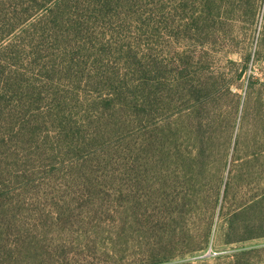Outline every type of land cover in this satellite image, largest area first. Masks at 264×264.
Instances as JSON below:
<instances>
[{
    "label": "rangeland",
    "instance_id": "obj_1",
    "mask_svg": "<svg viewBox=\"0 0 264 264\" xmlns=\"http://www.w3.org/2000/svg\"><path fill=\"white\" fill-rule=\"evenodd\" d=\"M118 1L117 7L114 0H101L117 15L91 24L92 46L82 57L83 68L75 57L70 60L71 49L64 55L50 40L49 56L35 48L33 58L29 41L20 42L19 65H2L9 80L22 72L35 95L31 87H22V95L8 90L0 113V218L35 217L52 224L51 217H62L42 234L34 232L41 239H32L35 247L47 249L64 239L71 247L76 236L72 220L81 225L78 239L85 248L99 247L93 252L101 253L105 243L114 241L123 249L125 264H191L263 246L264 235L225 243L223 232L225 213L263 184L264 0H217L212 11L219 19L202 32L186 23L203 0ZM91 2L95 6L97 0ZM197 40L210 42L198 50L207 52L209 70L226 78L196 115L186 114L179 98L174 111L167 95L148 118H137L115 99L111 88L121 83V74L130 75V54L140 56L151 48L169 60ZM59 97L67 103L60 109L52 102ZM227 181L228 197L220 204L216 196L221 197ZM177 193L187 204L173 213L172 226L165 224L169 216L160 221L164 215L156 206ZM17 229L8 226L2 232L11 238ZM152 233L163 240L151 255L143 236ZM205 243L204 250L187 253Z\"/></svg>",
    "mask_w": 264,
    "mask_h": 264
},
{
    "label": "trees",
    "instance_id": "obj_2",
    "mask_svg": "<svg viewBox=\"0 0 264 264\" xmlns=\"http://www.w3.org/2000/svg\"><path fill=\"white\" fill-rule=\"evenodd\" d=\"M91 1L0 0V113L3 112L9 100L6 98L8 90L22 95L20 92L22 87H31L30 91L34 92L35 95V87L29 79L22 78V72L19 73V76L16 74L9 75L10 80L2 75V65H7V63L13 66L19 65L16 59L22 57L21 50L23 49H21L20 42L27 45L26 43L29 41L31 45L30 55L35 58L37 57L35 56V48L42 53L46 51L45 56L51 54L49 51L50 46L47 47L50 40V44L55 45L57 52L63 50L65 55L67 49L68 54L71 49L70 60L75 57L77 65L83 68L81 64L82 57L92 46L89 40L91 33H93L90 30L91 24L98 17L105 18L112 13L117 15V11H111L115 9L113 6L107 7L101 0H97L96 5L91 6ZM109 1L112 2L113 0ZM114 1L118 7L119 1ZM194 3L193 1L191 5ZM200 3V8L195 11L190 10L191 14L189 13L187 20H191V23L186 24H191V27H200L202 32L207 31L209 25L214 24L219 16L212 11L213 7L217 5V0H203ZM197 41L193 42L192 48L187 52L176 51V55L170 57L169 60L163 59L154 51L152 52L151 48L140 56L137 53L130 54L131 60L128 64V66H131L130 75L129 73L121 74L119 76L121 83L117 85H112V80L114 76L118 77V74L112 72L114 76L113 74L108 76L112 85L111 93L115 96V99L120 100L121 104H127L131 107L133 115L137 118H148L152 113L151 110L163 104L167 95L168 103L173 105L174 111L179 109L178 102H175L179 98L181 106L186 107L184 108L186 114L196 115L207 102L209 94L213 97L218 95L219 82L223 83L226 78L221 72L209 70L208 55L205 49L209 47L210 42L208 40ZM198 47L205 49L200 51ZM95 58H98L97 54ZM75 73H78V71H75ZM236 75L239 77L241 70L236 72ZM129 77L132 84L127 82L126 78ZM4 80L8 83L6 88H4ZM32 87H34L33 90ZM226 90L230 92L231 89L226 87ZM39 98L41 97L39 96ZM52 102L58 109L63 108L65 104L67 105L65 98L61 99L60 97L54 98ZM62 118L65 120L64 114H62ZM226 183L222 189L221 197L219 198V193L216 196V202L219 201L220 204L222 199L226 201L228 197L231 181ZM262 183V186L255 188L248 199L225 213L224 217L227 224L223 232L225 243L248 240L264 235V178ZM186 189L189 192H196L194 188ZM157 190L159 195L164 193V190L160 192L161 187H158ZM186 204L187 202L183 201V194L179 195V193L169 200L165 198L163 202H157L156 208L164 215L163 218H160V221L168 219L166 217L169 216L171 219L165 224L173 226V213L181 212ZM61 218L51 217L50 222L57 225L56 221ZM114 218L116 217L111 219ZM69 222L71 230L75 231L72 235L76 234L71 238V247H65L66 244H69V240L64 239L58 241L56 247L47 249L45 246L35 247L32 239L41 240L40 236H36L34 232L42 234L46 225L50 226L52 224H48L46 221L41 222V220L35 221V217L0 218V264H125L124 258L121 259L123 255L119 253V250L123 249L115 246L114 241L107 242L109 246H106L105 243L102 246L104 249H101L103 250L101 253L93 252L97 251L99 247L85 248L81 244L84 240L78 239L80 232L77 230L81 228L80 223L76 224L72 220H69ZM8 226L18 227L15 235L11 238L4 236L2 232V229ZM173 230H175V227ZM208 236L209 233L204 235V240L207 241ZM143 237L146 239L145 244H147L148 253L154 254L156 248L153 246L160 243L163 238L157 237L155 233H152L149 237ZM76 242L77 248L74 247ZM205 248L206 243L200 244L187 250V253L194 254ZM169 257L171 256H160L158 259ZM210 262L211 264H264V245L253 248H240L231 253L216 254L213 258L197 260L191 264H209ZM131 264L135 263L132 262ZM178 264H184V262Z\"/></svg>",
    "mask_w": 264,
    "mask_h": 264
}]
</instances>
